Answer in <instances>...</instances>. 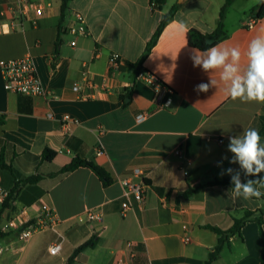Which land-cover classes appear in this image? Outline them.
<instances>
[{"label": "crops", "instance_id": "0c3cea01", "mask_svg": "<svg viewBox=\"0 0 264 264\" xmlns=\"http://www.w3.org/2000/svg\"><path fill=\"white\" fill-rule=\"evenodd\" d=\"M28 2L39 5L42 14L26 9ZM226 2L163 0L152 10V0H72L61 22L62 0H0V61L32 57L44 86L58 96L9 92L0 69V152L13 167L0 170V188L13 192L5 208L0 203V230L7 233L0 240V264H67L92 238L96 246L73 264H203L219 240L209 228L227 231L246 212L254 213V219L241 236L231 238L214 264H262L263 237L256 219L262 218L264 233V199L235 198L231 185L215 182L231 179L220 175L224 169L240 171L238 163L228 162L230 137L256 128L264 138V103L233 101L215 87L195 91L209 82V74L190 59V50L198 49L189 44L190 31H216ZM174 6H179L174 18L145 57ZM263 6L264 0H234L224 21L228 37L218 44L246 52L248 43L264 33ZM76 12L86 18L85 36L67 32ZM252 18L257 21L250 28ZM113 53L123 60L119 68L110 64ZM241 63H246L243 56ZM85 71L95 88L85 84ZM140 71L153 74L164 91L137 80ZM210 75L218 79L219 73ZM76 84L81 87L77 92ZM100 147L103 156L96 155ZM45 149L56 152L53 161L43 159ZM76 157L105 168L113 183L105 187L85 167L57 174ZM135 168L146 172L145 202L130 198L132 208L123 214L121 181ZM35 175L42 179L23 182ZM257 178L241 171L242 181ZM199 186L204 187L185 195ZM43 205L60 220L58 232L20 240V229L42 216ZM87 210L102 219L78 222ZM18 216L19 228H8ZM62 238L61 252L50 254Z\"/></svg>", "mask_w": 264, "mask_h": 264}, {"label": "clouds", "instance_id": "9594fccd", "mask_svg": "<svg viewBox=\"0 0 264 264\" xmlns=\"http://www.w3.org/2000/svg\"><path fill=\"white\" fill-rule=\"evenodd\" d=\"M180 29L186 30L182 23ZM242 56L246 63L242 66ZM190 59L194 67H200L209 74L208 83L196 86L197 92H208L210 87L223 91L225 97L241 102L264 103V33L254 37L242 53L238 46L216 44L204 51L190 50ZM218 72V79H213L210 73ZM228 151L233 156L230 164H239L240 171L231 167L222 170L221 176L231 177V194L243 200L260 199L264 197V138L259 130L248 128L241 135L230 137ZM223 157L222 160H227ZM222 164V161L220 162ZM241 171L247 177H259L242 181Z\"/></svg>", "mask_w": 264, "mask_h": 264}, {"label": "built area", "instance_id": "2783aa9c", "mask_svg": "<svg viewBox=\"0 0 264 264\" xmlns=\"http://www.w3.org/2000/svg\"><path fill=\"white\" fill-rule=\"evenodd\" d=\"M160 3L152 0V10H157L160 7ZM26 9L34 10L37 15L42 14V8L39 5L28 2L26 3ZM257 19L252 18L249 22V27L253 28L256 24ZM88 28L86 23V18L82 13L76 12L74 13V21L73 24L67 28V32L74 36H85L88 34ZM77 44L76 41L71 42L72 46ZM110 64L114 68H119L123 64V60L119 54L113 53L110 58ZM0 69L4 79L5 89L9 92H13L16 94L27 95V96H43L50 99H56L58 96L49 92L44 86L36 65L35 60L32 57H24L17 60H2L0 61ZM85 84L90 86L91 88H95V84L93 80L90 78L87 71L84 72ZM137 80L147 82L152 87L156 88V90L161 93L164 91L163 88L160 87L158 81L153 76V74L147 71H140L137 76ZM102 89H106L103 85ZM81 87L76 84L74 86V91H79ZM89 97L92 98V95ZM51 117V116H50ZM146 114L139 116L140 120H144ZM67 122L71 121L70 116H66L64 118ZM176 154L179 157L183 156V151L181 149H177ZM105 151L102 147L97 149L96 155L103 156ZM185 174H189V169L185 168ZM146 172L140 168L133 169L126 178L122 179L121 184L123 187V195L126 198V201L123 202L122 205V213L126 214L132 208V204L128 201L130 198H135L139 202H145L146 197ZM9 196L8 192L4 191L0 188V203H4L6 198ZM25 214V213H24ZM20 217L18 216L11 220L8 224V228H19ZM102 216L95 212L94 210H87L84 214L78 216L77 220L80 223L83 222H93L100 221ZM60 224V220L58 219L56 213L53 209L49 208L47 205L42 206V216L36 220L29 221L27 223V227L25 230L19 233L20 240H28L35 234L46 230H52L54 232H58V226ZM185 242H189L190 239L186 237L184 239ZM63 238L55 244H53L49 248V252L52 255H58L62 250ZM131 246V244H128Z\"/></svg>", "mask_w": 264, "mask_h": 264}, {"label": "trees", "instance_id": "16d2710c", "mask_svg": "<svg viewBox=\"0 0 264 264\" xmlns=\"http://www.w3.org/2000/svg\"><path fill=\"white\" fill-rule=\"evenodd\" d=\"M72 0H62V5H61V22L64 21L65 17H66V13L68 11L69 8V4ZM158 3H162L163 0H154ZM234 0H227L226 4L224 5V7L221 10L220 13V22H219V26L216 29V31H214L211 34H203L202 32L198 31L197 29H192L190 31L189 34V44L192 47L198 48L199 50H206L209 47H212L216 44H218L220 41H222L223 39L228 37L227 32L225 31V17H226V13L228 10V7L230 6V4L233 2ZM179 6H174L171 11L165 16V18L163 19V21L161 22V24L159 25L158 29L156 30L154 36L152 37V39L150 40V42L148 43L147 49H146V53H145V57H147V55L151 52L152 47L156 44L158 38L160 37L164 27L174 18L175 13L177 11ZM264 13V6L262 7L261 11H260V15ZM211 38L215 40L214 44H207V39ZM133 69H137V66H131ZM43 159L45 161L51 162L53 161V159L56 156V152L50 150V149H45L43 152ZM80 167H85V168H89L90 170H92V172H94V174L102 181L103 185L105 187L110 186L113 183V179L111 177V175L109 174V172L103 168L102 166L82 159L81 157H76L69 165L61 168L57 174L60 175H65V174H69L74 172L75 170L79 169ZM0 170H9V171H13V167L12 164H8L5 158V154L3 152H0ZM56 174V175H57ZM264 176V173H262V176ZM42 179V177L40 175H35V176H31L28 178H25L23 180L24 183H28V184H35L37 182H39ZM215 183H226L229 184L233 187L232 183H231V179H228L224 182H215ZM204 186H199V187H195L190 189L185 195L188 197L192 194H194L197 191H200ZM262 199H264V197H261ZM11 199H13V192H11L8 196V198L5 200L4 202V208L9 204V202L11 201ZM254 219V213L252 212H246L244 217L241 219H236L235 223L233 225V227L227 231H223L219 228H215V227H210L209 229H211L212 231H214L216 234H218L219 236V240H218V244L216 245V247L210 252L208 259L203 263V264H214L217 259L219 258L221 252L228 246H230L231 244V238L234 236H241L242 233V229L243 227L246 225V223L250 220ZM256 221L259 223V226L261 228V234L263 237V249H262V264H264V233L262 230V225H263V220L261 217L257 218ZM28 225H25L23 228H21L20 230L22 231L23 229H25ZM7 233L3 232L0 230V240L3 239L4 237H6ZM97 244V239L96 238H92L90 240H88L87 242H85L84 244H82L80 247H78L74 253L72 254V256L70 257V259L68 260L67 264H73L78 256L85 251L88 248H94Z\"/></svg>", "mask_w": 264, "mask_h": 264}, {"label": "water", "instance_id": "95a60500", "mask_svg": "<svg viewBox=\"0 0 264 264\" xmlns=\"http://www.w3.org/2000/svg\"><path fill=\"white\" fill-rule=\"evenodd\" d=\"M214 43H215L214 39H211V38L207 39V44H214Z\"/></svg>", "mask_w": 264, "mask_h": 264}]
</instances>
